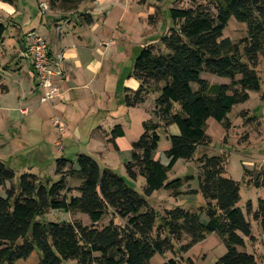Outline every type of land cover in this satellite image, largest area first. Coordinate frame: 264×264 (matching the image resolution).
<instances>
[{
  "label": "trees",
  "instance_id": "16d2710c",
  "mask_svg": "<svg viewBox=\"0 0 264 264\" xmlns=\"http://www.w3.org/2000/svg\"><path fill=\"white\" fill-rule=\"evenodd\" d=\"M1 1L12 4L13 0ZM83 1L50 0V6L72 12ZM190 3L169 9L172 26L155 43L141 46L133 62L130 77L138 87L123 90L127 108L157 93L149 118L141 123L140 136L131 143L130 160L124 163L128 178L144 179L142 194L86 152L78 153L75 161L57 158L55 182L25 172L13 183V168L0 161L4 191L0 196V264H150L155 254L163 257L175 243L180 244V253H186L211 233L226 247L215 264H258L253 253L243 250L246 239L255 240L246 215L264 233V199L257 198L255 207L247 201L242 208L240 182L227 176L228 155L202 153L195 159L194 155L198 147L212 142L206 133L209 119L227 131L232 107L246 102L249 92L262 89L258 68L264 66V0ZM231 18L246 28L245 36L235 42L223 37ZM80 19L85 25L94 23L87 13ZM5 31L0 23V42ZM202 74L226 78L229 83L211 84ZM172 124L177 134L168 133ZM160 130L167 134L166 164L154 157ZM123 135L122 126L116 124L107 142L116 149L114 140ZM179 159L197 163L198 187L189 192L200 193L205 202L194 211L175 207L159 216L145 198L162 188L180 194L184 179L167 180V172ZM72 180L78 185L70 186ZM245 181L264 188L260 176ZM58 210L84 214L89 224L79 219L45 220L50 211ZM160 264L183 263L179 257H163Z\"/></svg>",
  "mask_w": 264,
  "mask_h": 264
},
{
  "label": "rangeland",
  "instance_id": "374dc122",
  "mask_svg": "<svg viewBox=\"0 0 264 264\" xmlns=\"http://www.w3.org/2000/svg\"><path fill=\"white\" fill-rule=\"evenodd\" d=\"M16 2L15 10L19 14L18 21L21 23V30L24 33L31 32L33 28L40 29L39 26L45 28L46 24L52 23L49 11L41 9L40 1L16 0ZM189 4H191L190 0H84L82 2L78 11L71 16L69 23H81L80 16L87 13L99 26L105 23L99 32L101 34L99 38L104 37L107 42L112 41L107 44L106 48L100 45L104 51L108 50L107 54H110V59L107 61L108 66H105V71L99 75V78H103V82L99 85V89L97 86L89 94V97L73 99L68 105V111L71 112L68 119H71V122L68 119L66 122L69 123L71 129L79 128L81 131L77 141L72 137L70 128H68L70 131L59 133L52 125V128L50 127L52 136H49L48 141H44L40 136L37 142L30 140L27 142L21 134L16 136L14 145L18 155L7 159L5 163L3 162L13 168L15 172L13 183H16L18 177L25 172L41 175L45 179L51 178L50 181L55 182L56 177L53 169L56 158L64 156L75 161L78 153L83 149L86 151L90 148L94 138L91 139V137L100 132L99 125L109 129L108 132L116 124L124 125L126 127L124 143L138 139L142 132L141 123L149 118L157 93H150L145 102L137 107H126L123 101V90L131 74L133 62L141 46L150 42L155 43L172 26L169 9L174 5L186 7ZM149 15L153 17L150 20ZM56 21L63 23L64 19L58 17ZM245 33L244 23L231 18L223 30V37H228L235 42L244 37ZM67 35L71 37L72 33L69 32ZM24 61L27 65L28 60ZM258 69L262 80L261 91L249 92V99L246 102L232 107V110L227 114L230 122V128L227 131H224L220 124L209 119L206 124V133L211 137L212 142L208 146L198 147L194 155V159L202 153L209 155L226 153L228 155L227 176L240 182L242 208L247 201H251L255 207L257 198H264L263 188H255L245 181L249 179L252 182L253 178L257 176L264 178V66L260 65ZM202 77L211 84L229 83L228 79L211 74H202ZM19 78L25 85L32 84L31 78H28L26 74ZM111 80L114 81L111 82ZM193 88H196L195 85ZM174 127L178 131L177 126ZM137 129L138 133H136ZM58 133L62 137H59ZM159 135L160 141L156 154L157 157H160L161 162L167 163L164 154V150L168 148L167 134L160 130ZM98 136L100 137L99 134ZM121 144L125 145L123 142ZM59 151L63 152L59 153ZM126 153L128 156L125 155ZM111 155L108 162L111 170L123 177L131 188L142 194L144 179L138 177L136 180H131L125 173L124 163L130 160V152H120L117 155L112 152ZM194 159L189 161L179 159L167 172L168 181L174 178L184 179L179 190L180 194L175 195L170 190L162 188L145 198L148 205L159 216L164 209L180 207L194 211L204 204L205 201L200 193L189 192L198 187V165ZM31 167L33 169H30ZM244 170L245 176H243ZM77 183V180H72L69 185L73 187ZM74 195H78V193H74ZM0 196H4V191L1 188ZM246 217L250 221L251 234L255 240L246 239L243 250L253 253L258 264H264V233L260 225L253 221L249 214ZM71 219H80L84 224H89V219L84 214H70L59 210L50 211L45 220L57 222L70 221ZM202 219L205 220V217L202 216ZM179 247L180 244L175 243L173 250L165 253L163 257L166 259L179 257L183 264H215L216 260L226 251L224 242L215 233L208 234L204 240L194 245L186 253H180ZM163 257L155 254L151 258L150 264H160ZM67 264H75V262Z\"/></svg>",
  "mask_w": 264,
  "mask_h": 264
},
{
  "label": "crops",
  "instance_id": "0c3cea01",
  "mask_svg": "<svg viewBox=\"0 0 264 264\" xmlns=\"http://www.w3.org/2000/svg\"><path fill=\"white\" fill-rule=\"evenodd\" d=\"M39 1L47 2V10L52 23L46 24L45 28L42 26H39L40 29L33 28L32 31H36L45 38L51 54L56 51L63 54L62 75L57 79L59 95L50 103L39 101L40 90L35 84L31 61L24 55L29 32L24 33L21 30V23L18 21L19 14L15 10L16 0H13L12 4L0 0V4L5 6L0 8V23L6 27L3 40L0 42V161L4 163L7 159L18 155L17 148L14 145V139L18 134H21L27 142L28 140L37 142L40 136L44 141H48L49 136H52L51 118L53 115H59L66 125L64 131H70L68 129L70 128L69 123L66 122L69 113H71L68 111V105L73 99L89 97V94L97 86L98 89L100 88L99 85L102 84L103 78H99V75L105 71V66H108L107 61L110 59V54H107L108 50L104 51L100 47L102 45L106 48L108 43H112V41L107 42L104 37L99 38L101 36L99 32L105 23L100 26L98 23H92L91 25L69 23L71 16L78 11L82 3L75 11L62 12L52 8L50 0H37V2ZM9 7L11 11H9ZM58 17L64 19L63 23L56 21ZM69 32L72 33L71 37L67 35ZM105 42L106 44H104ZM25 59L28 60L27 65ZM25 67L27 68L25 69ZM23 74L31 78V85H29L30 83L25 85L21 81L19 77ZM129 79L126 82V87L136 89L138 82L133 77L129 76ZM23 109L25 110L24 114L21 112ZM69 122H71V119ZM121 126L124 135L114 140L117 150L111 143H106L109 129L107 130L99 125L100 132L91 137V139L94 138L90 148L86 151L83 149L82 152L95 157L101 167L110 168L108 162L109 157L112 156L111 153L114 152L117 155L120 152H130L131 143L133 142L130 140L124 143L126 127ZM174 126L172 124L168 127L170 134L178 133ZM136 133H138V129ZM71 135L77 141L80 138L81 131L79 128H72ZM59 137L62 136L59 135ZM121 142L125 145H122ZM92 148L93 150H90ZM88 150L90 151L88 152ZM61 152L59 151V153ZM125 155L128 156L127 153ZM154 157L160 160L156 152ZM77 185L78 183L75 184V186ZM240 206H242L241 203Z\"/></svg>",
  "mask_w": 264,
  "mask_h": 264
},
{
  "label": "built area",
  "instance_id": "2783aa9c",
  "mask_svg": "<svg viewBox=\"0 0 264 264\" xmlns=\"http://www.w3.org/2000/svg\"><path fill=\"white\" fill-rule=\"evenodd\" d=\"M40 7L46 11L47 2H40ZM27 37L28 43L24 55L31 61L35 84L40 90L39 101L50 103L59 95L57 79L62 75L63 54L58 51L51 54L45 38L36 31L29 32ZM21 112L24 114L25 110ZM51 123L60 133L66 128L59 115H53Z\"/></svg>",
  "mask_w": 264,
  "mask_h": 264
},
{
  "label": "clouds",
  "instance_id": "9594fccd",
  "mask_svg": "<svg viewBox=\"0 0 264 264\" xmlns=\"http://www.w3.org/2000/svg\"><path fill=\"white\" fill-rule=\"evenodd\" d=\"M5 7L4 5L0 4V8ZM9 11H11V8L9 7Z\"/></svg>",
  "mask_w": 264,
  "mask_h": 264
}]
</instances>
